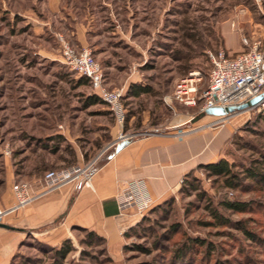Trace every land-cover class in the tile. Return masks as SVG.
Segmentation results:
<instances>
[{"label": "rangeland", "instance_id": "374dc122", "mask_svg": "<svg viewBox=\"0 0 264 264\" xmlns=\"http://www.w3.org/2000/svg\"><path fill=\"white\" fill-rule=\"evenodd\" d=\"M64 7L76 19L70 17L73 22L96 19L106 24L89 34L91 39L83 46L72 34L67 16L62 15L66 19L61 22L47 0H0V207L9 208L6 202L14 196L17 181L12 169L16 174H43L52 170L43 168L45 163L41 168L25 166L30 161L62 160L65 154L71 158V145L55 134L61 118L99 110L104 114L102 124H120L107 105L84 107L91 87L80 86L82 77L64 65L59 35L77 50L91 51L108 89H123L122 126L132 114L149 119L143 130L147 135L182 137L201 130L209 134L228 130L227 141L213 157L233 164L240 185L230 188L224 179L209 178L196 166L191 180H197L199 189L181 191L184 178L171 202L156 212L158 205L154 206L113 249L99 238L91 240L84 229L56 234L48 231L49 226L26 230L24 240L7 253L4 243L16 231L12 213L0 219V260L3 256L5 264H264V182L244 174L246 168L264 174V115L258 109L244 111L223 126L207 127L215 119L197 120L198 107L166 103L176 84L192 73L200 79L199 93L208 87V51L225 49L227 32L240 44L243 35L250 37V19L264 21V0H66ZM112 64L116 67L111 72ZM136 79L145 82L151 93L126 99L127 83ZM186 119L190 121L183 122ZM172 120L181 125L169 129ZM224 201L251 207L234 213L224 208ZM214 210L233 225L219 224ZM234 224L245 226L254 238ZM69 246L66 259L56 256L57 250Z\"/></svg>", "mask_w": 264, "mask_h": 264}, {"label": "crops", "instance_id": "0c3cea01", "mask_svg": "<svg viewBox=\"0 0 264 264\" xmlns=\"http://www.w3.org/2000/svg\"><path fill=\"white\" fill-rule=\"evenodd\" d=\"M65 1L47 0L49 7L55 10V14H58L61 22L66 19L62 15L67 16L69 23L71 22L72 34H75L79 43L84 46L91 39L88 38L89 34L93 36L96 32L95 29H100L106 23L96 19H92V22L88 20L86 23H80L79 20L73 22L70 18L74 19L72 14L65 13L66 8H63ZM74 20L76 21V19ZM250 23L252 26H250L252 29L250 38L253 40L261 38L264 42V21H255L254 18H251ZM96 37L94 36V39ZM224 47L231 56H237L245 51V47L242 43L240 44L236 36L228 32L224 36ZM93 48L95 50V45ZM115 65L112 64L108 70L112 72ZM132 85L146 88L147 84L136 79L127 83L128 90ZM90 95L92 94L85 96L83 105ZM144 95L146 94H142L140 97L132 95L126 99H141ZM94 106H98V104L90 105L87 109ZM107 109L110 110L108 106ZM112 115H114L113 112ZM36 117L34 116L33 119ZM101 117H104V114L99 110H95L92 114L80 113L64 116L60 119L59 131H56L55 134L64 138L61 139V142L71 145V158L65 154V158L62 160L30 161L25 166L28 169L41 168L44 165L42 163H45L43 168L60 170L95 162L91 186H84L80 181L71 183L13 214L11 223L12 228L16 231L15 235L4 243L3 247L7 249V253H10V247L17 248L29 232L46 230L49 226L51 229L48 231L56 234L70 232L73 228L94 231L106 240L110 249L115 248L122 244L124 234L141 218V216L132 214H120L116 196L121 182L145 179L154 205H159L179 190L182 180L196 166L212 163L218 159L213 157V153L214 156L217 151L219 154V150L227 141L229 134L228 130L218 131L214 134L201 130L197 132L199 134H187L182 137L173 134L144 135V132H148V130L143 131L147 128L149 121L147 117L140 118L139 116L138 118V115H128L124 126L116 123L111 126L102 124L99 120ZM207 118L211 119V117L205 116L199 120ZM188 121L190 120L186 119L183 122ZM180 125L181 123L172 120L168 128ZM153 127H157V125ZM101 131L106 133L105 139L101 137ZM122 134L136 136L129 139L128 144L120 151H116L117 146L122 142L119 141ZM29 150L30 148L27 151ZM61 152L65 151L61 150ZM44 173L16 174L12 169V178L15 182L26 181L37 184L43 178ZM14 202V196H11V201L6 204L10 207ZM58 219L59 222L56 223ZM26 230H29L28 233L25 232ZM1 259L0 264H5L3 256Z\"/></svg>", "mask_w": 264, "mask_h": 264}, {"label": "built area", "instance_id": "2783aa9c", "mask_svg": "<svg viewBox=\"0 0 264 264\" xmlns=\"http://www.w3.org/2000/svg\"><path fill=\"white\" fill-rule=\"evenodd\" d=\"M58 39L64 65L80 77L89 79L91 94L106 103L117 121L122 124L125 120L122 105L123 89L110 90L105 86L102 66L89 49L77 50L66 42L62 35H59ZM242 43L247 50L237 56L229 55L224 48L208 51L211 65L208 87L199 93L200 79L195 77L196 73H192L191 77L183 78L176 84L173 95L166 97V103L170 104L174 101L186 107H198L199 112L203 113L208 108L242 105L263 93L264 42L261 38L253 40L243 35ZM254 109H258L264 115V99L245 111ZM241 113L213 117L215 120L207 127L223 126ZM134 136L136 135L122 134L119 141L129 140ZM94 166L95 162H91L85 166L50 170L37 184L26 181L16 182L12 187L15 202L6 209L0 207V219L71 183L80 181L84 186H91ZM116 200L122 215L132 214L143 217L155 206L145 179L121 182Z\"/></svg>", "mask_w": 264, "mask_h": 264}, {"label": "trees", "instance_id": "16d2710c", "mask_svg": "<svg viewBox=\"0 0 264 264\" xmlns=\"http://www.w3.org/2000/svg\"><path fill=\"white\" fill-rule=\"evenodd\" d=\"M83 84L90 85L89 79L82 77L79 80V85L81 86ZM150 93H151V88H145V87H141V86H137V85H132L130 87V89L128 90L127 97L132 96V95L135 97H140V96H142V94H150ZM123 99H124V97H123ZM96 104L106 105V103H104L97 96L90 95L87 98V100L85 101L84 107L87 108L90 105H96ZM198 168L205 170L206 175L209 178L224 179L226 181L228 187H230V188L236 189L240 185V184L238 185V181H240V174L234 171L233 164H231L226 159H219L216 162L207 163V164H199ZM244 174H245V177L247 179H251V180H254L257 182L258 181L264 182V174H261V172L257 171L255 168H246ZM192 175H193V171H191L189 174L186 175L184 182H183L184 186L181 188V191H184V189H186L185 187H189L195 191H197L199 189L198 185L195 183V182H197V180L196 179L194 181L191 180V178L193 177ZM173 198H174L173 196L169 197L162 204L158 205L157 208H155L153 211H155V212L159 211V209L162 207V205L164 203L169 204L171 202V199H173ZM222 204H223L225 209L232 211L234 213H245L251 207L249 203L241 202V201H224ZM212 215L215 218V220L221 225H225V226L233 225L232 221L229 218H225L223 215L219 214V212H216L215 210L212 212ZM234 225H236V224H234ZM236 226H238V225H236ZM238 227L249 238H254V235L251 232H248L246 230L245 226L241 225ZM80 229H84V228H80ZM132 229L133 228L128 230L124 234V236L129 237V235H131ZM84 230L88 231V236L91 238V240H93V238H99L104 243L106 242V240L103 237L99 236L94 231H89L87 229H84ZM193 241H195L196 243H199L201 245L205 244L204 241H202L200 239H194ZM70 251H71L70 246L69 247H62L56 251V256L60 259H66V257L70 253ZM183 253H184V251H181V254H178V255L181 257V256H183L182 255Z\"/></svg>", "mask_w": 264, "mask_h": 264}, {"label": "water", "instance_id": "95a60500", "mask_svg": "<svg viewBox=\"0 0 264 264\" xmlns=\"http://www.w3.org/2000/svg\"><path fill=\"white\" fill-rule=\"evenodd\" d=\"M262 99H264V92L261 93L260 95L252 98L250 101L242 104V105H238V106H229L227 108H220V107H213V108H208L205 110V112L201 113L197 120H199L202 117L205 116H209V117H220V116H224V115H229L232 113H236V112H243L247 109H249L252 106L257 105ZM128 140L122 141L116 148V151H120L125 145L128 144Z\"/></svg>", "mask_w": 264, "mask_h": 264}, {"label": "bare ground", "instance_id": "6f19581e", "mask_svg": "<svg viewBox=\"0 0 264 264\" xmlns=\"http://www.w3.org/2000/svg\"><path fill=\"white\" fill-rule=\"evenodd\" d=\"M197 74V73H196Z\"/></svg>", "mask_w": 264, "mask_h": 264}]
</instances>
